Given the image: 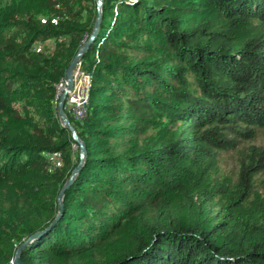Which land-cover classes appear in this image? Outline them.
I'll return each instance as SVG.
<instances>
[{
  "label": "trees",
  "instance_id": "obj_1",
  "mask_svg": "<svg viewBox=\"0 0 264 264\" xmlns=\"http://www.w3.org/2000/svg\"><path fill=\"white\" fill-rule=\"evenodd\" d=\"M0 0V264H264V0ZM241 148L235 184L212 177Z\"/></svg>",
  "mask_w": 264,
  "mask_h": 264
},
{
  "label": "water",
  "instance_id": "obj_2",
  "mask_svg": "<svg viewBox=\"0 0 264 264\" xmlns=\"http://www.w3.org/2000/svg\"><path fill=\"white\" fill-rule=\"evenodd\" d=\"M105 0H96V10H97V15L94 21L93 29L89 36L87 37L86 40L83 41L77 52L75 53L73 59L69 63L66 73H65V83L66 86L65 88L60 92L59 95V100H58V115L61 120V123L63 126L67 127L72 134V137L74 140L78 143L79 145V156L81 158V161L74 167L72 170L69 178L66 180L65 184L63 185L62 189L60 190L57 200H58V210L59 213L63 209V198H64V193L65 190L73 183L75 178L77 177L82 164L84 157L86 155V146L83 140L80 138L79 133L77 132L76 128L73 126V124L70 121V118L68 114L66 113L65 110V102L67 101L70 92L73 90L74 87V73L76 68L80 65L81 63V58L82 56L89 50L91 44L95 41L100 25H101V20H102V8ZM41 232L36 231L33 233L25 242H23L15 251V256L12 260V264H27L21 259V251L22 249L28 244V242L39 235Z\"/></svg>",
  "mask_w": 264,
  "mask_h": 264
},
{
  "label": "rangeland",
  "instance_id": "obj_3",
  "mask_svg": "<svg viewBox=\"0 0 264 264\" xmlns=\"http://www.w3.org/2000/svg\"><path fill=\"white\" fill-rule=\"evenodd\" d=\"M254 144L264 146V129L259 132L258 137L253 142ZM250 143L240 145L238 149L220 153L214 160L212 169V177L215 176L219 182H227L235 184L239 177V163L242 155L241 148ZM264 176H258L255 181V189L259 190Z\"/></svg>",
  "mask_w": 264,
  "mask_h": 264
},
{
  "label": "built area",
  "instance_id": "obj_4",
  "mask_svg": "<svg viewBox=\"0 0 264 264\" xmlns=\"http://www.w3.org/2000/svg\"><path fill=\"white\" fill-rule=\"evenodd\" d=\"M92 76L90 73L83 71L80 65L74 73V87L68 97V105L76 118H82L87 110L89 94L91 88ZM66 86L65 81L59 84V92Z\"/></svg>",
  "mask_w": 264,
  "mask_h": 264
},
{
  "label": "crops",
  "instance_id": "obj_5",
  "mask_svg": "<svg viewBox=\"0 0 264 264\" xmlns=\"http://www.w3.org/2000/svg\"><path fill=\"white\" fill-rule=\"evenodd\" d=\"M68 106L70 107V104Z\"/></svg>",
  "mask_w": 264,
  "mask_h": 264
}]
</instances>
